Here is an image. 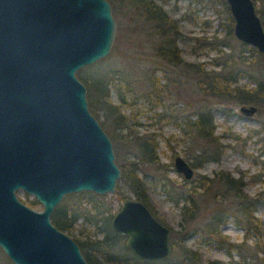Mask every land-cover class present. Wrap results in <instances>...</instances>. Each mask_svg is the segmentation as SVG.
Wrapping results in <instances>:
<instances>
[{
    "label": "water",
    "instance_id": "1",
    "mask_svg": "<svg viewBox=\"0 0 264 264\" xmlns=\"http://www.w3.org/2000/svg\"><path fill=\"white\" fill-rule=\"evenodd\" d=\"M233 33L264 53L256 0H225ZM117 22L109 0H0V248L14 264H89L50 215L71 192H115L121 169L112 142L88 106L76 72L106 56ZM252 115L254 104H241ZM185 179L194 167L182 156ZM43 205L36 210L17 191ZM113 229L149 260L170 256L171 229L148 206L126 197Z\"/></svg>",
    "mask_w": 264,
    "mask_h": 264
},
{
    "label": "rangeland",
    "instance_id": "2",
    "mask_svg": "<svg viewBox=\"0 0 264 264\" xmlns=\"http://www.w3.org/2000/svg\"><path fill=\"white\" fill-rule=\"evenodd\" d=\"M155 1L178 20V46L186 61L197 67L201 65L207 71L219 70L228 64V57L233 55L236 67L245 69L253 78L264 80V56L250 50L253 46L242 43L234 34H229L226 12L218 0ZM256 6L261 8L262 1L256 0ZM111 10L117 25L108 54L81 69L88 75H103L109 70L116 75L110 84V98L120 106L126 123L112 127L104 111L100 110L96 116L89 107L111 139L114 161L119 168L120 164L129 161L136 163L138 173L146 184L150 203L159 217L175 229L180 228L182 214L174 199L168 195V187L173 186L170 187V194L174 195V191L196 186L194 193L199 197L200 213L209 215L217 211L218 203L228 202V193L217 181L209 188L207 193L210 195L203 193V188L197 186L204 179L202 176L214 177L221 171L229 172L236 178L242 175L243 190L250 196L260 197V206L254 212L260 219L259 233L246 231L243 225L229 217L220 226V231L228 235V242L220 243L199 232H192L185 243L199 252L200 264L216 259L226 264H264V103H247L256 105L257 110L252 115H245L239 110L241 103L222 102L204 95L196 84V74L170 65L155 55L157 41L149 36L146 27L140 28L133 5L129 8L126 2L115 0ZM147 77L157 79L161 89L158 97L142 95V92L148 95L151 92ZM253 78L242 74L237 83L251 87L256 83ZM202 105L213 110L215 134L219 135L224 152L219 160L202 161L194 166V176L187 180L175 170L173 161L176 155H180L192 165L195 142L184 130L187 129L186 119L195 118ZM169 117L179 124L171 122ZM136 135L154 138L159 164L141 159L137 144L130 140ZM163 182H166L165 186ZM116 184L119 192H107L99 197L104 200L105 206H109L108 211L112 214L125 199L121 195L135 197L122 176ZM190 191L188 189L185 193ZM17 195L26 204L28 199L34 198L22 190H18ZM205 196L210 198L205 199ZM31 207L41 210L43 205L38 202ZM79 228L89 233L94 230L90 223L81 224V221L75 225L76 233ZM125 242L124 237L121 243ZM6 257L3 251L0 252V264H9ZM177 259L178 255L174 258L176 264Z\"/></svg>",
    "mask_w": 264,
    "mask_h": 264
},
{
    "label": "trees",
    "instance_id": "3",
    "mask_svg": "<svg viewBox=\"0 0 264 264\" xmlns=\"http://www.w3.org/2000/svg\"><path fill=\"white\" fill-rule=\"evenodd\" d=\"M115 0H109L113 8ZM126 2L131 8L133 5L136 10V20L140 28L146 27L149 36L156 39L155 55L173 66L196 74L198 88L200 91L215 99L228 103H255L261 105L264 103V80L253 78L251 73L243 68H238L234 64L236 57L230 55L228 64L223 65L219 70L207 71L201 65L196 66L192 62L186 61L180 53L178 38L180 36L178 20L169 15L163 7L155 0H121ZM226 12V26L229 34L233 33V18L230 14L228 4L225 0H218ZM263 6L257 8L263 28H264V0H261ZM230 45L229 42H226ZM243 43V42H242ZM245 44V43H244ZM256 48L250 47L253 52L264 56ZM78 78L86 86V96L88 106L96 116L99 111H104V116L110 121L112 127H120L126 123V117L118 104L112 102L110 98V84L116 75L108 71L103 75L85 74L82 69L76 72ZM116 74V73H115ZM248 74L256 81L254 86L239 85L237 83L239 75ZM149 80L151 92L148 95L142 92L145 97L155 95L159 96L161 89L158 87L157 79L151 77ZM170 121L176 122V119ZM187 129L185 134L195 142L193 149L195 151L192 166L207 160H219L224 152V146L219 140V135L215 134V124L213 122V110L210 106L202 105L196 112L195 118L186 119ZM115 138V136H113ZM137 144L139 154L143 161L148 163H158L157 145L153 137L148 135H136L130 138ZM121 176L127 182L133 191L135 198L144 202L151 212L161 222L168 225L171 229L170 243L172 252L169 257L158 260H149L139 257L127 245L121 243L124 238L116 232L111 225L112 213L108 211L109 206H105L103 199H99L102 194L92 191L71 192L63 196L61 201L53 209L50 219L52 223L61 231L68 234L79 245L82 254L89 264H176L174 258L178 255L177 264H200V254L197 250L191 248L185 243L189 235L201 233L209 239L228 242V235L220 231V226L227 222L229 217H233L237 224L243 225L248 232L259 233L260 219L255 215V211L260 206V197L250 196L243 190L242 175L234 177L229 172L221 171L214 177L202 176L204 179L197 184L203 188V193L208 194L212 183L217 181L224 187L228 193V202L226 204H217V211H212L209 215L206 212L200 213L199 197L194 193L196 186L192 188H182L170 194L173 186L168 187V195L174 199L179 206L182 214L180 228L175 229L158 215L155 207L150 203L147 193V187L143 178L138 173L135 162L129 161L126 164H120ZM166 182H163L164 186ZM195 187V188H194ZM190 189L189 194L185 192ZM117 184H116V190ZM120 194V193H119ZM199 195V194H198ZM214 198V196H212ZM121 198H126L121 195ZM210 196H205V199ZM28 205L33 206L38 203L35 198L27 200ZM181 203V204H180ZM81 221V224L90 223L93 226V232H86L84 228H79L75 232V225ZM230 245H233L230 243ZM3 250L0 248V252ZM178 252V254H177ZM8 260L9 258L6 257ZM6 259V260H7ZM7 262L13 264L11 260ZM208 264H226L221 260H211Z\"/></svg>",
    "mask_w": 264,
    "mask_h": 264
}]
</instances>
